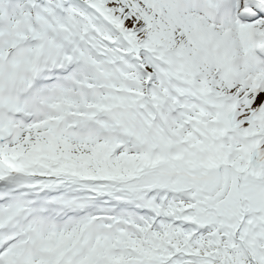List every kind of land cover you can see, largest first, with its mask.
<instances>
[{"label":"snow or ice","instance_id":"obj_1","mask_svg":"<svg viewBox=\"0 0 264 264\" xmlns=\"http://www.w3.org/2000/svg\"><path fill=\"white\" fill-rule=\"evenodd\" d=\"M0 264H264V0H0Z\"/></svg>","mask_w":264,"mask_h":264}]
</instances>
